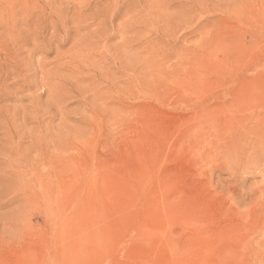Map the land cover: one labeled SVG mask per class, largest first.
Wrapping results in <instances>:
<instances>
[{
    "label": "rangeland",
    "instance_id": "obj_1",
    "mask_svg": "<svg viewBox=\"0 0 264 264\" xmlns=\"http://www.w3.org/2000/svg\"><path fill=\"white\" fill-rule=\"evenodd\" d=\"M0 54V264H264V0H0Z\"/></svg>",
    "mask_w": 264,
    "mask_h": 264
},
{
    "label": "bare ground",
    "instance_id": "obj_2",
    "mask_svg": "<svg viewBox=\"0 0 264 264\" xmlns=\"http://www.w3.org/2000/svg\"><path fill=\"white\" fill-rule=\"evenodd\" d=\"M7 8V7H6ZM5 8V9H6ZM11 14V13H10ZM4 15V14H3ZM12 15V14H11ZM1 16H2V14H1ZM7 16V15H6ZM9 53V52H8ZM10 54V53H9ZM1 55V54H0ZM5 55V58L4 59H6V57H8V56H6L7 54L5 53L4 54ZM12 55H13V53H12ZM10 56V55H9ZM11 57V56H10ZM9 57V58H10ZM12 58V57H11ZM10 58V59H11ZM14 58H16V57H14ZM13 58V59H14ZM12 60V59H11ZM5 62H7V61H5ZM1 63H3L2 61H1ZM10 63V62H9ZM21 63H22V61H21ZM17 64H19V63H17ZM2 65V64H1ZM3 65H7V64H3ZM2 65V66H3ZM9 65V64H8ZM22 65V64H21ZM1 66V67H2ZM16 66V65H15ZM20 66V65H19ZM12 67V66H11ZM0 69H2V68H0ZM5 69V68H4ZM22 69V68H21ZM18 70V69H17ZM7 71H8V69H7ZM10 71V70H9ZM22 71H23V69H22ZM15 72V71H14ZM13 73V72H12ZM2 75V74H1ZM28 78V77H27ZM27 78H25L26 80H27ZM3 79H5V78H3ZM8 79V78H7ZM4 81V80H3ZM3 81H2V83H3ZM6 81H8V80H6ZM5 81V82H6ZM4 84V83H3ZM6 84V83H5ZM4 86V85H3ZM5 87V86H4ZM25 89V88H24ZM49 93H50V91H49ZM1 95H3V94H1ZM1 99V98H0ZM3 114V113H2ZM252 114V113H251ZM8 115L9 114H7V117H8ZM5 116V115H4ZM10 116V115H9ZM14 116V115H13ZM16 116V115H15ZM3 118V117H2ZM5 118V117H4ZM36 118V117H35ZM238 117L237 116H232V117H230V119H234L235 121H238L239 119H237ZM252 118H253V116H252ZM10 120H11V118H9ZM28 119V118H27ZM5 120H7V119H5ZM251 120H256V119H251ZM3 121V120H2ZM28 121V120H27ZM246 121L247 120H244L243 121V123H242V127H243V130H241V131H243V135H244V138L245 139H247L248 137H249V140L247 141V140H244L243 139V135H240L239 136V138L237 139V141H236V146H237V153L239 154L238 155V158L235 160V162H236V165L238 166V169H240L241 171H242V178L240 179V182H246L247 181V177H245V172H247V171H259V173H261V174H264V130L262 131V129H261V127H258V124H255V123H251L250 125L247 123L246 124ZM25 122V121H24ZM1 123V122H0ZM9 123H10V121H9ZM12 123H13V121H12ZM11 123V124H12ZM1 124H3V123H1ZM7 124V123H6ZM13 125H15V124H13ZM1 126V125H0ZM3 127H4V124H3ZM11 128H12V126H11ZM13 129H14V126H13ZM2 130V129H1ZM15 131V130H14ZM17 131H20V130H16V132ZM29 131V130H28ZM33 131V130H32ZM31 131V132H32ZM15 132V133H16ZM30 132V133H31ZM2 133H4V132H2ZM5 133H7V132H5ZM19 133V132H18ZM11 133L9 132V135H10ZM7 135H8V133H7ZM8 135V136H9ZM12 136V135H11ZM30 136V135H29ZM252 136H253V138H255V140H253V138H252ZM15 137V136H14ZM33 137V136H32ZM11 138H13V137H11ZM8 140H9V138H7ZM20 140L21 139H23V138H19ZM7 140V141H8ZM14 140V139H13ZM31 140H32V138H31ZM19 141V140H18ZM23 141V140H22ZM11 142V141H10ZM14 142V141H13ZM21 142V141H20ZM9 143V142H8ZM12 143V142H11ZM10 144V143H9ZM16 144H18V146L20 145L19 143H16ZM13 145V144H12ZM20 146H22V145H20ZM14 147H16V146H14ZM6 148L8 149V147H7V145H6ZM13 148V147H12ZM19 147H17V149H18ZM10 149H11V147H10ZM1 150H3V148H1ZM12 150V149H11ZM18 151V150H17ZM10 152V151H9ZM16 152V151H15ZM12 153V152H11ZM20 153V152H19ZM15 154V153H14ZM10 155V154H9ZM24 155V154H23ZM6 156H8V154L6 155ZM6 156H3V158H0V163L1 164H6L7 163V161H9V160H7V159H9V158H6ZM24 156H26V155H24ZM0 157H1V154H0ZM10 157V156H9ZM11 158V157H10ZM21 158V157H20ZM27 158V157H26ZM15 159V158H14ZM22 159V158H21ZM19 160V159H18ZM25 161H26V159H24ZM53 160V159H52ZM13 161H16V160H13ZM21 161V160H20ZM9 163V162H8ZM11 163V162H10ZM26 163V162H25ZM62 164V163H61ZM15 165V164H14ZM18 165V162H17V164L15 165V166H17ZM39 166V165H38ZM36 167V166H35ZM12 168V167H11ZM16 169V168H15ZM33 169V168H32ZM53 169V168H52ZM56 169V168H55ZM12 170V169H11ZM36 170V169H35ZM39 170V169H38ZM14 171V170H13ZM24 171V170H23ZM8 172V171H7ZM21 172H22V170H21ZM6 173V172H5ZM18 173V172H17ZM55 173V172H54ZM239 173H240V171H239ZM7 175H8V173H7ZM7 175L6 176H4L3 174H0V181H3V179H7ZM18 175V174H17ZM10 176V175H9ZM8 176V177H9ZM6 177V178H5ZM17 177V176H16ZM30 177H33V176H30ZM18 179V178H17ZM23 179V178H22ZM16 180V179H15ZM27 180V179H26ZM23 181H24V179H23ZM30 181V180H29ZM33 181V180H32ZM17 183H19V182H17ZM48 183V182H47ZM30 184V183H29ZM264 184V183H263ZM257 185V184H256ZM24 186V185H23ZM27 186V185H26ZM18 187V186H17ZM28 188V187H27ZM18 190H19V187H18ZM24 191H25V189H24ZM261 194H262V199L261 200H258V203H257V205H256V213H257V215H258V217L259 218H261V219H263L264 218V185H263V187H262V189H261ZM18 193V192H17ZM6 195V194H5ZM18 195V194H17ZM16 196V195H15ZM14 196V197H15ZM21 196V195H20ZM25 196V195H24ZM29 197V196H28ZM9 198V197H8ZM17 199V198H16ZM236 213V212H235ZM253 239V238H252ZM251 239V240H252ZM262 239H264V238H262Z\"/></svg>",
    "mask_w": 264,
    "mask_h": 264
}]
</instances>
